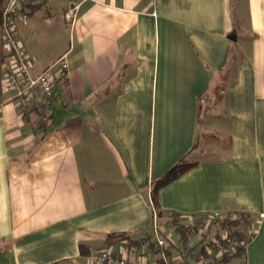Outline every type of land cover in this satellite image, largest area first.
Here are the masks:
<instances>
[{
  "label": "crops",
  "instance_id": "0c3cea01",
  "mask_svg": "<svg viewBox=\"0 0 264 264\" xmlns=\"http://www.w3.org/2000/svg\"><path fill=\"white\" fill-rule=\"evenodd\" d=\"M17 35L34 72L66 54L68 73L46 122L0 98V264H96L102 248L184 264L175 233L157 251L151 195L185 156L156 193L162 229L169 212L248 213L236 264H264V0H48Z\"/></svg>",
  "mask_w": 264,
  "mask_h": 264
},
{
  "label": "built area",
  "instance_id": "2783aa9c",
  "mask_svg": "<svg viewBox=\"0 0 264 264\" xmlns=\"http://www.w3.org/2000/svg\"><path fill=\"white\" fill-rule=\"evenodd\" d=\"M27 1L9 0L3 12L1 40L5 59L2 65L1 87L3 91H11L12 96L10 99L16 101L20 116H37L40 122H46L50 117L48 105L53 98V90L56 83H66L68 61L66 54H62L43 70L33 71L32 63L23 48L22 41L17 35L18 24L25 21L28 16V11L24 8L22 9ZM46 1L48 0H33L34 3ZM77 8V4H70L63 11L62 16L67 23H74ZM57 79L59 80L57 81ZM233 213L225 215L233 218ZM199 214H192L189 216L188 221H192ZM204 214L205 218L201 220L196 234L199 239L202 234L208 231L213 220L224 215L218 211L205 212ZM161 226V222L154 213L152 229L155 236V246L157 248H167L172 241L164 235V230ZM253 233L254 231L248 230V234ZM206 234L208 237L201 241L203 248L200 253H197L196 259L191 264H208L231 254L235 250V242L226 230H212L209 234ZM90 257L96 264H143L132 262L131 255L122 249L116 253L111 248H102L92 252ZM164 264L169 263L164 261Z\"/></svg>",
  "mask_w": 264,
  "mask_h": 264
},
{
  "label": "trees",
  "instance_id": "16d2710c",
  "mask_svg": "<svg viewBox=\"0 0 264 264\" xmlns=\"http://www.w3.org/2000/svg\"><path fill=\"white\" fill-rule=\"evenodd\" d=\"M8 1L9 0H0V35H1L3 12L8 4ZM42 3L44 2L34 3L33 0H28L25 3L26 5H24L22 9L23 8L26 9L28 11L27 15H29L31 8H34L36 4H42ZM4 59H5V53H4V49L2 45L0 47V98L3 93V90L1 87V77L3 73L2 65L4 63ZM220 78H223V75ZM58 80L59 79H57V81ZM220 82H221V79H220ZM46 125H47L46 123L40 124V126L44 127V129H46ZM186 157L187 156L181 158L176 164H174L170 169H168L159 179H157L156 181L152 183L151 200H152L153 212L155 213L158 220L161 222H164L165 220L162 215L163 211L160 209L158 202H157V198H156L157 190L160 187L167 184L168 182H170L171 180L179 177L187 169H189L190 167L194 165V163L188 161ZM233 215L234 217L231 218L228 215L224 214L222 217L213 220L206 233L209 234L212 230H218V231L226 230L229 233V236L235 242V250L231 254L225 255L221 259L216 260L214 262H210L208 264H230L234 258H244L246 245L249 243V241L253 237V234H248V231L246 229L249 225L250 215L245 212H234ZM167 217H168L167 221L171 225L173 231L177 234L176 241L178 243V247L180 245L181 251H184L183 254L181 253L183 263L191 264V262H189L190 259L195 260L197 257V253L198 252L200 253L203 248L201 245V241H203L204 239L208 237L206 233L202 234V237L200 239L196 235L199 224L201 220L205 218V214L200 213L192 221H184L181 219V217L178 214L174 212L167 213ZM193 237H197L198 239L196 243L194 242L193 245H190L189 243ZM168 246L167 248H157V251L162 250V249L167 251ZM79 251L81 255H85V256L89 255L87 248H85V246L82 244L79 245ZM156 264H164L163 258H158L156 260Z\"/></svg>",
  "mask_w": 264,
  "mask_h": 264
},
{
  "label": "rangeland",
  "instance_id": "374dc122",
  "mask_svg": "<svg viewBox=\"0 0 264 264\" xmlns=\"http://www.w3.org/2000/svg\"><path fill=\"white\" fill-rule=\"evenodd\" d=\"M2 46V41H1V35H0V47ZM216 96H217V91H216ZM216 96H214L213 94H210V98L208 99V102H207V108H212L213 107V103H214V101H215V98H216ZM205 126V125H204ZM205 127H207V126H205ZM204 127V128H205ZM206 137V136H205ZM209 138V137H208ZM207 138V139H208ZM206 139V140H207ZM161 222V221H160ZM164 223V222H163ZM164 228V232H165V236L166 237H169V239L171 240V241H174L175 240V238H176V236L174 237V231H173V229H172V227H170L169 225H164L163 226ZM176 234V233H175ZM171 235H173L172 237H170ZM197 238H192L191 239V241H190V245H193L194 244V242H195V240H196ZM169 245L171 246L172 245V243L170 242L169 243ZM181 246L179 245V248H180ZM170 248H172V246L170 247ZM148 253L149 254H151V255H155V253H158V252H155V251H153V249H150L149 251H148ZM236 258H234L232 261H231V263L230 264H236Z\"/></svg>",
  "mask_w": 264,
  "mask_h": 264
}]
</instances>
